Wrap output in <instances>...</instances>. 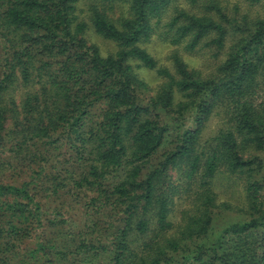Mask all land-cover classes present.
Segmentation results:
<instances>
[{"label":"trees","instance_id":"trees-1","mask_svg":"<svg viewBox=\"0 0 264 264\" xmlns=\"http://www.w3.org/2000/svg\"><path fill=\"white\" fill-rule=\"evenodd\" d=\"M120 1L79 17L78 0H0V264H264V5ZM153 34L222 58L204 74L176 49L157 64ZM218 175L241 205L219 201ZM222 210L236 218L214 231Z\"/></svg>","mask_w":264,"mask_h":264},{"label":"rangeland","instance_id":"rangeland-1","mask_svg":"<svg viewBox=\"0 0 264 264\" xmlns=\"http://www.w3.org/2000/svg\"><path fill=\"white\" fill-rule=\"evenodd\" d=\"M88 0H78L76 5V14L81 17L86 15L87 8L86 5ZM180 5H184L183 1L180 0ZM222 4L225 5L227 12L234 13L233 8L237 7V13H249V15H255L261 11L264 5V0L257 4H248L244 0H222ZM124 10L123 4L120 0H115L112 3L111 8L106 10L108 17H116ZM171 8L168 9L167 15L170 14ZM84 39L88 43L95 44L101 55H105L113 52L116 47L115 44L107 39L100 37L98 34L94 33L93 30L87 27L82 33ZM145 50L155 59L157 64L170 66L171 59L169 55L171 51L176 49L177 53L180 55L182 60L186 64L188 70H197L202 74L209 71L215 63H217L221 58L222 54L218 53L213 47H197L191 51H185L182 49L181 45L173 46L167 41H163L158 38L156 34H153L150 39L142 44ZM137 76L142 79L150 89H154L160 82V78L155 75L152 70L145 68L135 69ZM152 91V90H150ZM218 124V118L216 115L211 116L205 125L204 133L210 135ZM262 163L264 164V155L261 157ZM262 173L264 174V166L262 168ZM176 174L171 172V177H175ZM214 190L217 192V197L219 201H226L231 205H241V193L240 187L238 185V179L235 177H226L224 175H218L215 183ZM68 204V205H67ZM66 206L69 207L70 213H72L77 219H79V213L77 206L73 202L67 201ZM181 205L174 204V214H177V210L180 209ZM239 217V216H238ZM236 216L230 212L222 210L218 213L213 221V230L216 231L222 224L232 221Z\"/></svg>","mask_w":264,"mask_h":264}]
</instances>
